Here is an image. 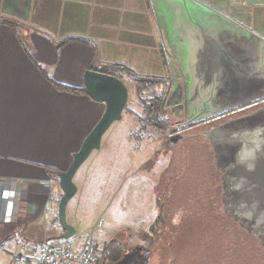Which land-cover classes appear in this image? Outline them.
<instances>
[{"label": "crops", "instance_id": "crops-1", "mask_svg": "<svg viewBox=\"0 0 264 264\" xmlns=\"http://www.w3.org/2000/svg\"><path fill=\"white\" fill-rule=\"evenodd\" d=\"M203 8L253 35L218 36L237 61L228 72L234 68L239 87L264 79V0H0V19L17 25L0 24V250L10 261L34 263L44 244L56 242V202L45 209L48 187L56 200L60 190L48 171L68 169L105 111L55 84L80 90L87 70L111 65L169 79L181 67L180 48L188 45L189 54L193 43L184 9ZM114 76L127 83L126 74Z\"/></svg>", "mask_w": 264, "mask_h": 264}, {"label": "rangeland", "instance_id": "rangeland-1", "mask_svg": "<svg viewBox=\"0 0 264 264\" xmlns=\"http://www.w3.org/2000/svg\"><path fill=\"white\" fill-rule=\"evenodd\" d=\"M116 74L131 78L122 70ZM263 86L258 79L248 92L258 94ZM127 107L132 113L123 112L73 179L77 193L66 209L76 233L69 240L72 250L94 243L92 264H104L102 248L115 240L125 248L118 264H264V242L243 227L236 211H228L232 196L225 195L218 167L221 144L215 141L231 135L232 127L221 124L234 118L207 124L205 134L203 126L174 134L166 108L173 131L167 135L138 122L137 100ZM55 226L54 234L61 235ZM11 257L0 250V264H10Z\"/></svg>", "mask_w": 264, "mask_h": 264}, {"label": "water", "instance_id": "water-1", "mask_svg": "<svg viewBox=\"0 0 264 264\" xmlns=\"http://www.w3.org/2000/svg\"><path fill=\"white\" fill-rule=\"evenodd\" d=\"M184 13L192 29L193 43L189 54L188 45L180 48L183 53L178 55L181 67L170 73L171 89L165 109L171 107L170 100L179 94L190 111L187 115L189 119L184 124L188 126L224 114L223 109L210 107L213 102L220 106L229 91L227 61L230 54L224 45L219 44L218 36L223 32L235 33L238 37L253 35L234 23H229L231 26L220 23L216 13L207 8L184 9ZM83 84L85 94L92 101L104 104L105 111L79 151L73 155L68 169L57 176L62 195L57 205V216L63 233L55 238L56 241H69L74 237L75 228L66 218L67 205L77 193L73 179L90 155L100 149L108 129L122 120L129 98L128 88L121 80L98 71L87 70ZM237 137L242 151L238 157L239 168L236 169L239 186L234 189L239 199L238 211L245 220L253 223L254 232L264 242V122Z\"/></svg>", "mask_w": 264, "mask_h": 264}, {"label": "flooded vegetation", "instance_id": "flooded-vegetation-1", "mask_svg": "<svg viewBox=\"0 0 264 264\" xmlns=\"http://www.w3.org/2000/svg\"><path fill=\"white\" fill-rule=\"evenodd\" d=\"M239 47L234 45H229L230 52L235 51L238 52ZM236 59L229 58L227 63L230 67L231 65H236ZM228 96L224 100V102L217 106L215 102H213V106L211 108L223 109V113L218 118H213L209 120L200 121L197 123L189 124L185 126V122L188 121L189 117L187 115L190 113L188 109V105L183 103V98L181 99L180 95H175L171 100V107L168 108V111L172 114L173 127L176 128V132H185L192 128L202 127L204 134L207 131V124H213L212 122L221 121L226 116L234 118L229 123L221 124V128L223 127H232L231 135L224 136L218 138L216 143V151H218V167L220 168V173L222 174V183L225 189V195L227 197H231L227 204H231L232 208L228 211H236L238 214L236 219L244 221L243 227H245L249 232H254L253 223L245 220L244 216L239 213V199L234 192V189H238L239 180L237 177L236 169L239 168L238 157L242 152L240 150V139L237 137L240 133L246 131H252L257 128L264 122V93H261V88L259 87L258 94L254 92H248V88L239 87L238 79L234 78V82L230 77V73L228 72ZM260 79V78H259ZM240 88V90H238ZM171 89V86H170ZM169 89V91H170ZM168 91V94H169ZM167 94V96H168ZM263 98V99H262ZM167 99V97H166ZM184 104V107L182 105ZM215 105V106H214ZM216 119V120H214ZM237 135V136H236ZM236 136V137H235ZM184 137V136H183ZM223 142V143H222ZM252 228V230H251ZM258 237V236H257Z\"/></svg>", "mask_w": 264, "mask_h": 264}, {"label": "trees", "instance_id": "trees-1", "mask_svg": "<svg viewBox=\"0 0 264 264\" xmlns=\"http://www.w3.org/2000/svg\"><path fill=\"white\" fill-rule=\"evenodd\" d=\"M0 24L7 25L13 29L17 28L15 22L7 19H0ZM70 41V40H69ZM67 41L61 42L57 45V50H59ZM117 70L126 71L131 78L127 79V83H124L121 79L114 76ZM102 71V72H101ZM101 73L114 76L121 80L128 88L129 91V98L128 103L132 102L133 100H137L142 108L141 115H134L138 122L145 127L152 129L153 131L159 134H167L171 135L174 132L170 131V123L169 119L165 117L166 109H165V101L170 89V79L163 78V77H149V76H140L133 71L127 69L123 66L111 65L110 67H104L101 69ZM43 75L46 76V73L43 71ZM55 87L59 91L69 92V93H76V94H85L84 87L80 90L71 89L64 86H59L55 84ZM124 112L132 113L127 105ZM173 132V133H172ZM48 174L51 175L53 179H58V173L55 170L48 171ZM58 181V180H57ZM61 192L59 197L56 200V207L54 213V222H58L57 216V205L61 198ZM59 225V223H58ZM60 227V225H59ZM61 228V227H60ZM57 236L53 235L50 241H56L55 238ZM43 241H40L42 243ZM62 242V241H61ZM125 248L122 243L117 241H112L106 244L102 248V255L105 256V263L107 264H116L118 263L123 254L125 253Z\"/></svg>", "mask_w": 264, "mask_h": 264}, {"label": "built area", "instance_id": "built-area-1", "mask_svg": "<svg viewBox=\"0 0 264 264\" xmlns=\"http://www.w3.org/2000/svg\"><path fill=\"white\" fill-rule=\"evenodd\" d=\"M55 202V194L48 187L45 210L49 211ZM97 253L98 248L94 243H89L79 253H74L69 241H56L44 244L34 263H26L20 256H14L11 264H92Z\"/></svg>", "mask_w": 264, "mask_h": 264}]
</instances>
